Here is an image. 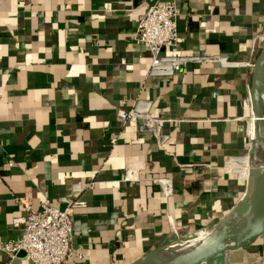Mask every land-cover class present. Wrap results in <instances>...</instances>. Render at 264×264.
Segmentation results:
<instances>
[{
    "label": "crops",
    "instance_id": "crops-1",
    "mask_svg": "<svg viewBox=\"0 0 264 264\" xmlns=\"http://www.w3.org/2000/svg\"><path fill=\"white\" fill-rule=\"evenodd\" d=\"M150 1L0 0V243L20 234L14 198L60 210L71 199L84 205L71 211L78 255L67 264H134L173 231L212 225L235 203L241 179L220 165L246 151L250 68L213 59L253 62L264 0H171L178 41L164 52L205 60L165 78L147 76L149 53L133 39ZM137 98L172 121L162 150L137 123L116 121ZM127 171L131 183L122 181ZM155 178L170 180L169 197ZM263 248L264 235L230 264H264ZM10 264L29 263L18 255Z\"/></svg>",
    "mask_w": 264,
    "mask_h": 264
},
{
    "label": "built area",
    "instance_id": "built-area-1",
    "mask_svg": "<svg viewBox=\"0 0 264 264\" xmlns=\"http://www.w3.org/2000/svg\"><path fill=\"white\" fill-rule=\"evenodd\" d=\"M179 15V9L171 0H151L138 20L133 39L144 45L149 53L148 77H170L181 71L186 64L205 60V58L197 56H176L164 52L174 48L177 44L176 21ZM257 38L259 37L251 39L252 45L255 44ZM213 60L220 67L242 65L251 68L252 64L249 62L233 63L223 56ZM151 107V101L137 98L130 107L118 109L115 118L119 124L137 123L138 131L151 134L155 138L157 148L162 150V145L167 141V136L163 133L162 127L165 123L172 121L152 116L150 113ZM246 110L247 113L251 111L248 93ZM114 140V137H112L109 143L114 144ZM250 140L251 136L248 133L246 151ZM246 151L242 156L226 157L220 165V170L241 179L245 164L241 167H232L231 162L233 159L245 160ZM236 169L241 170L240 173ZM122 181L126 183L133 181L131 171L124 174ZM151 183L157 187L162 198H167L172 194L169 179L155 178L152 179ZM64 202L66 206L62 210L50 205L46 199L41 202L37 209H32L22 199L14 198V203L21 206L23 216L12 219L11 226L20 228V234L13 243H0V253L6 257L3 264H10L20 253L22 259L29 264H67L74 255H78L71 246L70 215L73 209L83 207L84 204L71 199H65ZM173 234H175L174 231Z\"/></svg>",
    "mask_w": 264,
    "mask_h": 264
},
{
    "label": "water",
    "instance_id": "water-1",
    "mask_svg": "<svg viewBox=\"0 0 264 264\" xmlns=\"http://www.w3.org/2000/svg\"><path fill=\"white\" fill-rule=\"evenodd\" d=\"M264 67V46L253 59L248 87L251 105L252 137L249 142L238 197L230 210L218 221L219 231L210 251L193 264H230L231 254L259 240L264 235V189L260 183L264 166V107L257 84L258 72ZM155 248L134 264H173L174 261ZM19 255H22L21 253Z\"/></svg>",
    "mask_w": 264,
    "mask_h": 264
},
{
    "label": "bare ground",
    "instance_id": "bare-ground-1",
    "mask_svg": "<svg viewBox=\"0 0 264 264\" xmlns=\"http://www.w3.org/2000/svg\"><path fill=\"white\" fill-rule=\"evenodd\" d=\"M264 37V36H263ZM264 46V41L260 43V49ZM257 84L260 93L261 105L264 107V67L258 72ZM252 122L253 116L251 111L248 112L247 129L249 136L252 137ZM262 175L260 183L264 189V166L262 167ZM214 224L207 226L204 229H198L194 233L180 238L168 250V256L174 261L173 264H193L204 253L210 251L213 247L214 239L219 231ZM262 226L264 227V215L262 218Z\"/></svg>",
    "mask_w": 264,
    "mask_h": 264
},
{
    "label": "rangeland",
    "instance_id": "rangeland-1",
    "mask_svg": "<svg viewBox=\"0 0 264 264\" xmlns=\"http://www.w3.org/2000/svg\"><path fill=\"white\" fill-rule=\"evenodd\" d=\"M264 36V35H263ZM261 42L264 41V37L261 38L260 40ZM260 46V45H259ZM206 228V227H205ZM200 229V228H199ZM198 230V229H197ZM196 231V230H195ZM189 234V233H188ZM188 234H178L175 233L173 234L171 237H169L167 239V241L164 243V245L162 247H157V249L161 250L160 252L163 253L164 255H168V253L170 252L168 249L176 243L177 240H179L180 238H183L184 236L188 235ZM264 249V248H263ZM261 256V254H260ZM252 264H263V259L261 258H255L254 260H252L251 262ZM149 264H156V263H149Z\"/></svg>",
    "mask_w": 264,
    "mask_h": 264
}]
</instances>
